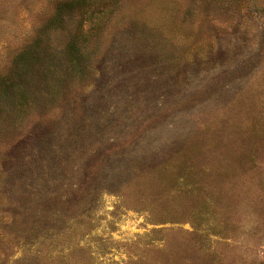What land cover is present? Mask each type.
<instances>
[{"label":"rangeland","instance_id":"obj_1","mask_svg":"<svg viewBox=\"0 0 264 264\" xmlns=\"http://www.w3.org/2000/svg\"><path fill=\"white\" fill-rule=\"evenodd\" d=\"M0 264H264V0H0Z\"/></svg>","mask_w":264,"mask_h":264}]
</instances>
